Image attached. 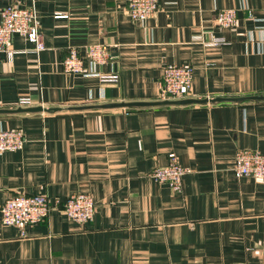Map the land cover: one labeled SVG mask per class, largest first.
<instances>
[{"label": "crops", "instance_id": "crops-1", "mask_svg": "<svg viewBox=\"0 0 264 264\" xmlns=\"http://www.w3.org/2000/svg\"><path fill=\"white\" fill-rule=\"evenodd\" d=\"M33 3L46 48L16 35V53L0 51V109L31 97L58 110L0 113V130L26 138L0 153V264H264V179L233 169L239 149L264 153V100L103 107L161 101L168 63L195 68L189 98L264 95V0H160L145 22L125 0H0V12ZM224 8L234 28L216 25ZM212 35L230 43L204 44ZM97 43L110 59L89 70L118 82L64 71L71 47ZM170 153L188 169L180 192L151 176ZM78 192L96 202L88 223L61 207L26 235L2 222L11 196Z\"/></svg>", "mask_w": 264, "mask_h": 264}, {"label": "built area", "instance_id": "built-area-1", "mask_svg": "<svg viewBox=\"0 0 264 264\" xmlns=\"http://www.w3.org/2000/svg\"><path fill=\"white\" fill-rule=\"evenodd\" d=\"M131 19L135 22H145L159 9L160 0H125ZM252 16V12L250 14ZM239 21L235 8H224L215 15V23L221 28H234ZM23 36L34 44V53L39 54L46 48L40 29L39 15L35 3L29 6L8 5L0 12V51L12 56L16 51L11 49L13 38ZM230 41L223 36L212 35L206 45H227ZM110 47L108 44H91L86 53L81 54L79 48L71 47L69 54L63 60V68L67 73L97 75L105 82H118V74H103L90 71L88 62L103 65L109 62ZM195 68L190 65L168 63L163 67V77L160 86L161 100H181L189 98L193 84ZM18 107L36 106L31 97H21ZM25 133L20 128L0 130V153L19 150L24 146ZM234 172L237 177H254L264 179V153L257 149H239L235 155ZM188 172L175 153L169 154V162L157 166L151 176L160 184L169 185L180 192L183 189V178ZM61 207L64 213L79 223L93 220L96 211L94 197L86 192H78L65 200L51 199L44 194H19L6 199L2 206V222L5 225L16 226L22 235L27 234V228L45 221L52 211ZM264 256V251H263Z\"/></svg>", "mask_w": 264, "mask_h": 264}, {"label": "water", "instance_id": "water-1", "mask_svg": "<svg viewBox=\"0 0 264 264\" xmlns=\"http://www.w3.org/2000/svg\"><path fill=\"white\" fill-rule=\"evenodd\" d=\"M234 100V101H243L246 99H253V100H264V95H255L249 97H238V98H203V99H194V98H186L181 100H161V101H134V102H118V103H109L103 105L105 108H114V107H145V106H153L159 104H191V103H204L208 101H224V100ZM58 108H45L41 105L38 106H31V107H18L17 109H0V113L5 112H38V111H57Z\"/></svg>", "mask_w": 264, "mask_h": 264}]
</instances>
